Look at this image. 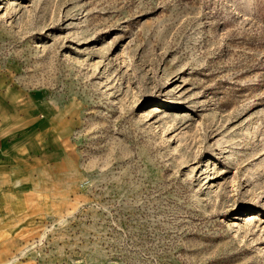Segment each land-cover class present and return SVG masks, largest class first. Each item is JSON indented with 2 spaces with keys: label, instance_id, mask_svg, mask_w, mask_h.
I'll list each match as a JSON object with an SVG mask.
<instances>
[{
  "label": "rangeland",
  "instance_id": "rangeland-1",
  "mask_svg": "<svg viewBox=\"0 0 264 264\" xmlns=\"http://www.w3.org/2000/svg\"><path fill=\"white\" fill-rule=\"evenodd\" d=\"M6 128L0 264H264V0H0Z\"/></svg>",
  "mask_w": 264,
  "mask_h": 264
},
{
  "label": "crops",
  "instance_id": "crops-1",
  "mask_svg": "<svg viewBox=\"0 0 264 264\" xmlns=\"http://www.w3.org/2000/svg\"><path fill=\"white\" fill-rule=\"evenodd\" d=\"M11 128L0 130V174L10 170L19 159L20 148L26 146L22 136ZM23 139V142H22Z\"/></svg>",
  "mask_w": 264,
  "mask_h": 264
}]
</instances>
